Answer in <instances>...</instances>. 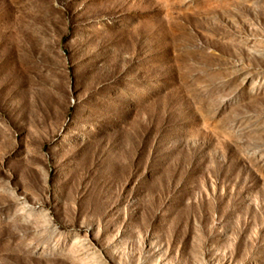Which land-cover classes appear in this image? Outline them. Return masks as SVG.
<instances>
[{"label": "rangeland", "instance_id": "obj_1", "mask_svg": "<svg viewBox=\"0 0 264 264\" xmlns=\"http://www.w3.org/2000/svg\"><path fill=\"white\" fill-rule=\"evenodd\" d=\"M0 264H264V0H0Z\"/></svg>", "mask_w": 264, "mask_h": 264}]
</instances>
